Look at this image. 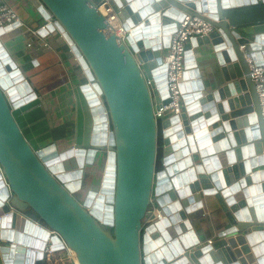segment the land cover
<instances>
[{
    "label": "water",
    "instance_id": "95a60500",
    "mask_svg": "<svg viewBox=\"0 0 264 264\" xmlns=\"http://www.w3.org/2000/svg\"><path fill=\"white\" fill-rule=\"evenodd\" d=\"M110 1L123 40L105 34L93 0H29L55 22L37 34L61 33L100 95L103 108L83 87L87 144L61 143L65 126L54 128L33 81L0 45L1 264H43L46 247L68 249L77 264H264V123L245 60L264 65V23L235 31L225 16L264 0ZM184 15L213 31L185 44L182 113L155 120L168 103L162 52ZM36 99L51 133L35 150L13 110ZM99 157L96 193L87 169ZM205 200L222 221L211 219L210 245L191 219ZM152 204L157 220L144 227Z\"/></svg>",
    "mask_w": 264,
    "mask_h": 264
},
{
    "label": "crops",
    "instance_id": "0c3cea01",
    "mask_svg": "<svg viewBox=\"0 0 264 264\" xmlns=\"http://www.w3.org/2000/svg\"><path fill=\"white\" fill-rule=\"evenodd\" d=\"M2 4H7L16 12L22 26L1 32L0 45L33 81L36 93L47 103L54 128L65 126L63 131L65 137L61 143L68 146L87 144L93 129V118L83 93V87L88 81L69 45L57 32H49L45 37L37 34L36 30L43 24L44 16L29 0H0V5ZM261 7H263L261 14L256 11L239 10L241 8L229 11L225 13L226 21L235 31L260 26L264 23V4ZM173 26V24L167 26L169 32ZM33 31L36 32V36L32 35ZM44 43L48 45L47 48L43 47ZM200 50L202 48L195 49V55ZM166 53L167 49L163 50V58ZM13 114L33 149L47 145L51 131L38 99L13 110ZM159 158L161 159V156H158ZM206 203L210 204L208 208L205 207ZM202 204L203 208L191 215V219L196 235L203 237L206 243L214 235L211 219L213 218L217 227H220L222 221L217 219V207L213 200H205ZM2 245L0 242V249ZM60 255L62 251L52 252L51 263L44 261L43 264H54L52 262ZM1 259L0 252V264ZM55 264L71 263L64 260Z\"/></svg>",
    "mask_w": 264,
    "mask_h": 264
},
{
    "label": "built area",
    "instance_id": "2783aa9c",
    "mask_svg": "<svg viewBox=\"0 0 264 264\" xmlns=\"http://www.w3.org/2000/svg\"><path fill=\"white\" fill-rule=\"evenodd\" d=\"M97 9L103 15L108 23V27L105 30L106 35L115 34L121 40H123L127 32L123 29L116 13L112 8L110 0H99L96 3ZM55 22L51 17L44 19L41 26L42 29L48 26H53ZM22 26V21L16 14V12L7 4L0 5V30L6 28L15 29ZM213 31V27L202 19L193 17L190 15H184L182 20L177 23L175 32L171 35L167 53L163 58V64L165 66V94L168 103L161 105L160 109L154 110L155 120H164L166 118H173L179 116L182 113L183 102L182 94L180 92V85L183 82L184 77V55L185 44L188 41L196 38H202L208 36ZM58 33V32H57ZM33 36H36V32H32ZM60 38H63L61 33H58ZM44 48L48 45L44 43ZM243 51L244 47H240ZM245 60L248 65L249 75L256 89L261 114L264 123V65H257L248 56L245 55ZM87 86L90 88L96 99L99 101V106L103 108L100 95L93 88V82H87ZM104 114H106L104 112ZM208 243H210L208 241ZM52 252L48 247L43 252V261H50ZM52 263H62L64 260L69 261L71 264H77L74 254L68 249L62 250V255L58 256Z\"/></svg>",
    "mask_w": 264,
    "mask_h": 264
},
{
    "label": "rangeland",
    "instance_id": "374dc122",
    "mask_svg": "<svg viewBox=\"0 0 264 264\" xmlns=\"http://www.w3.org/2000/svg\"><path fill=\"white\" fill-rule=\"evenodd\" d=\"M103 165H104V160H102V157H99L98 161L96 160L95 167H93V169H90V168L87 169L88 171H91L93 174L92 179L90 180L87 189L94 190L96 193H98V190H99L100 185H101L102 174H103ZM150 213H151L150 217L146 218L144 221V227H146L150 223L149 218H151L152 216L154 217L153 221L157 220L156 208L151 206L150 207Z\"/></svg>",
    "mask_w": 264,
    "mask_h": 264
},
{
    "label": "trees",
    "instance_id": "16d2710c",
    "mask_svg": "<svg viewBox=\"0 0 264 264\" xmlns=\"http://www.w3.org/2000/svg\"><path fill=\"white\" fill-rule=\"evenodd\" d=\"M94 2H98L99 0H93ZM239 10H250V11H256L257 13H262L263 12V7H261V6H252V7H247V8H241V9H239ZM238 10V11H239ZM237 11V10H236ZM158 156H160V155H158ZM158 165V164H157Z\"/></svg>",
    "mask_w": 264,
    "mask_h": 264
},
{
    "label": "bare ground",
    "instance_id": "6f19581e",
    "mask_svg": "<svg viewBox=\"0 0 264 264\" xmlns=\"http://www.w3.org/2000/svg\"><path fill=\"white\" fill-rule=\"evenodd\" d=\"M132 8L135 9V6H133ZM99 125H101V123H99ZM95 199H97V196L94 197V200ZM91 200H92V202L90 203V206L93 207V205L96 203V201H94L93 199H91ZM101 206L103 207V209L100 210V214H101L102 218H104V215L107 213L105 211V208L107 207V205L105 203H103Z\"/></svg>",
    "mask_w": 264,
    "mask_h": 264
},
{
    "label": "flooded vegetation",
    "instance_id": "af4514ba",
    "mask_svg": "<svg viewBox=\"0 0 264 264\" xmlns=\"http://www.w3.org/2000/svg\"><path fill=\"white\" fill-rule=\"evenodd\" d=\"M159 160V159H158ZM157 164L159 165V163H158V161H157ZM151 206H153L154 208H156V206L154 205V204H152ZM156 210H157V208H156ZM151 214V213H150ZM157 217H158V215H156ZM156 217V218H157ZM149 220H150V218H149ZM208 241L210 242V243H208ZM205 245H210L211 244V240H207L206 241V243H204Z\"/></svg>",
    "mask_w": 264,
    "mask_h": 264
}]
</instances>
